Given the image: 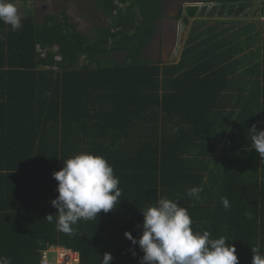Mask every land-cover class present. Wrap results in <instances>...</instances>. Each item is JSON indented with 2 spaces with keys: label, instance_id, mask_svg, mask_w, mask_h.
<instances>
[{
  "label": "trees",
  "instance_id": "1",
  "mask_svg": "<svg viewBox=\"0 0 264 264\" xmlns=\"http://www.w3.org/2000/svg\"><path fill=\"white\" fill-rule=\"evenodd\" d=\"M87 1L108 21L92 35L65 11L41 22L26 11L15 31L0 21V256L41 264L65 243L79 264L105 253L141 264L124 234L139 240L141 210L167 197L194 232L227 238L251 264V249L264 255V164L250 131H264V0H182L189 32L171 63L149 51L173 0ZM80 153L104 157L122 195L69 235L46 217L57 214L53 173Z\"/></svg>",
  "mask_w": 264,
  "mask_h": 264
},
{
  "label": "clouds",
  "instance_id": "2",
  "mask_svg": "<svg viewBox=\"0 0 264 264\" xmlns=\"http://www.w3.org/2000/svg\"><path fill=\"white\" fill-rule=\"evenodd\" d=\"M0 21L13 31L21 27L18 10L11 0H0ZM250 131L252 147L264 164V131L257 132L255 126ZM53 178L58 182V196L51 204L57 214L48 215L46 221L55 220L57 230L69 235L81 219L92 220L101 212L113 211L122 195L113 167L104 157L91 153L63 160L62 169L54 172ZM201 191L200 187H193L187 190V195L199 199ZM178 202L161 197L141 210L143 225L139 240L125 232V237L142 250L141 264H239L236 248L226 243L229 240L223 236L212 239L207 230L194 232L187 208ZM221 202L226 210L230 207L227 197H221ZM251 250V264H264L259 249ZM112 260V255L105 253L101 264H111ZM0 264H12V258L0 256Z\"/></svg>",
  "mask_w": 264,
  "mask_h": 264
},
{
  "label": "rangeland",
  "instance_id": "3",
  "mask_svg": "<svg viewBox=\"0 0 264 264\" xmlns=\"http://www.w3.org/2000/svg\"><path fill=\"white\" fill-rule=\"evenodd\" d=\"M90 1L86 3L84 0L75 1V0H40L34 1L32 3L24 6L21 3H14L15 7L18 10V15L20 16V20L26 15V11H32L34 16L38 22H41L46 14L50 13H59L60 11H65L71 17L72 21L76 24V26L83 32L91 35L93 34L91 29L95 23H105L108 24V21L102 18L101 14L95 10V8L89 4ZM186 4H183L182 0H173L168 4V12L167 18L162 22V26L166 27L165 32L159 35L155 41L152 43V47L150 48V55L152 59L156 62L163 61L165 63H171L176 61L178 58V53H181L184 49V43L187 40L188 32L186 34L183 32L179 36V41L177 40L178 34L181 31L179 28V24L177 26V31L175 33H171L167 27L175 23L176 17L179 14L180 9L184 8ZM261 19L260 21H263ZM189 29V28H188ZM163 31V30H162ZM180 42V50L179 46L176 48V42ZM180 55V54H179ZM51 258L53 259V263L59 264L56 259L58 253L61 251L60 248H52L51 250Z\"/></svg>",
  "mask_w": 264,
  "mask_h": 264
},
{
  "label": "built area",
  "instance_id": "4",
  "mask_svg": "<svg viewBox=\"0 0 264 264\" xmlns=\"http://www.w3.org/2000/svg\"><path fill=\"white\" fill-rule=\"evenodd\" d=\"M61 251L56 256L59 264H79L80 255L77 252H73L71 250L66 249L65 247H58ZM52 248L43 251L42 263L41 264H55L53 263V259L51 258Z\"/></svg>",
  "mask_w": 264,
  "mask_h": 264
},
{
  "label": "flooded vegetation",
  "instance_id": "5",
  "mask_svg": "<svg viewBox=\"0 0 264 264\" xmlns=\"http://www.w3.org/2000/svg\"><path fill=\"white\" fill-rule=\"evenodd\" d=\"M173 23H175V26L173 25V24H171L170 26H168L167 27V29L171 32V33H175L176 31H177V26H178V24L180 25L179 26V28L181 29V31L179 32V34H178V37H177V40L179 41V36H180V34H182L183 32L186 34V32H187V30H185V28L183 27V25H182V21L181 20H178V19H176ZM162 30H163V32H165V30H166V27H164V25L162 26ZM175 31V32H174ZM176 42V48L179 46V44H180V42ZM179 50H180V46H179Z\"/></svg>",
  "mask_w": 264,
  "mask_h": 264
},
{
  "label": "crops",
  "instance_id": "6",
  "mask_svg": "<svg viewBox=\"0 0 264 264\" xmlns=\"http://www.w3.org/2000/svg\"><path fill=\"white\" fill-rule=\"evenodd\" d=\"M183 51V50H182ZM179 54H180V56H179ZM181 54H182V52L181 53H178V58H177V62L180 60V57H181Z\"/></svg>",
  "mask_w": 264,
  "mask_h": 264
},
{
  "label": "water",
  "instance_id": "7",
  "mask_svg": "<svg viewBox=\"0 0 264 264\" xmlns=\"http://www.w3.org/2000/svg\"><path fill=\"white\" fill-rule=\"evenodd\" d=\"M180 56V55H179ZM63 246H65V243H62Z\"/></svg>",
  "mask_w": 264,
  "mask_h": 264
}]
</instances>
